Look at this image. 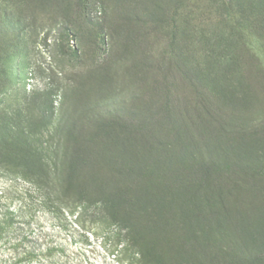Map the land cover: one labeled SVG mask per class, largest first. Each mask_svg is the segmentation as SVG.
<instances>
[{
	"label": "rangeland",
	"instance_id": "374dc122",
	"mask_svg": "<svg viewBox=\"0 0 264 264\" xmlns=\"http://www.w3.org/2000/svg\"><path fill=\"white\" fill-rule=\"evenodd\" d=\"M4 26L33 141L0 137V264H264V0H0Z\"/></svg>",
	"mask_w": 264,
	"mask_h": 264
},
{
	"label": "trees",
	"instance_id": "16d2710c",
	"mask_svg": "<svg viewBox=\"0 0 264 264\" xmlns=\"http://www.w3.org/2000/svg\"><path fill=\"white\" fill-rule=\"evenodd\" d=\"M5 27L6 26L0 27V42L5 41V39L9 35L8 32L7 33L5 32L6 31ZM6 45L8 46V44H6ZM0 74H3V72H0ZM35 96H36V93H32L31 96L28 97L27 103H29L30 105H31V102L34 103V101H36ZM43 104L45 106H49L50 103H49V101H47V102H43ZM21 111L22 110H19V111L12 113V114H8L3 119L0 117V137L3 140V143H1V146L4 147V148L2 147V149H4L5 151H8V152H11L12 155L17 154L15 152L16 151L18 152L20 149H22V150L24 149L22 151V153L25 152L27 149L30 148V143H28V141H33L32 140L33 138L31 137V135H30V133L26 127V124H27L26 121H24L25 123H23V120H22V122L19 121L17 124L13 123L14 119H18V118L21 119V117L18 116L21 113ZM43 119H45V118H43ZM10 141H13L14 144L10 143ZM242 141L239 143V148L244 147V146H246L245 144L252 142L251 139H250V142L248 140L246 141L245 139H242ZM9 143H10V145H9ZM245 148L246 147H244L242 150L244 151V153L246 152V157H247L250 154L248 155L247 151H245L246 150ZM41 150H44V149L41 148ZM31 154H32V156H34V157H32L33 160L34 161L36 160V162H32V163L38 172L37 175L42 176L41 174H44V173L48 174L49 173V171H48L49 167L43 159L42 160L40 159L41 155H38L37 150L32 151ZM239 155L241 156V152ZM250 158L256 159V164H261L260 161L264 159V157H262V158L261 157L260 158L250 157ZM50 181L51 180H45L46 183L50 182ZM35 182H36V180H35ZM37 182H38V180H37Z\"/></svg>",
	"mask_w": 264,
	"mask_h": 264
}]
</instances>
